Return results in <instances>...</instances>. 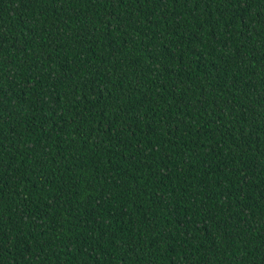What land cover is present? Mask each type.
<instances>
[{"label": "trees", "instance_id": "trees-1", "mask_svg": "<svg viewBox=\"0 0 264 264\" xmlns=\"http://www.w3.org/2000/svg\"><path fill=\"white\" fill-rule=\"evenodd\" d=\"M0 264H264V0H0Z\"/></svg>", "mask_w": 264, "mask_h": 264}]
</instances>
